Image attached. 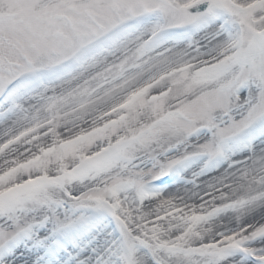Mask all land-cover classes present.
I'll list each match as a JSON object with an SVG mask.
<instances>
[{
  "label": "snow or ice",
  "instance_id": "1",
  "mask_svg": "<svg viewBox=\"0 0 264 264\" xmlns=\"http://www.w3.org/2000/svg\"><path fill=\"white\" fill-rule=\"evenodd\" d=\"M0 264H264V0H0Z\"/></svg>",
  "mask_w": 264,
  "mask_h": 264
}]
</instances>
